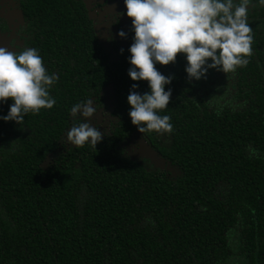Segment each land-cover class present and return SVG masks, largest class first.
I'll list each match as a JSON object with an SVG mask.
<instances>
[{"label":"trees","instance_id":"obj_1","mask_svg":"<svg viewBox=\"0 0 264 264\" xmlns=\"http://www.w3.org/2000/svg\"><path fill=\"white\" fill-rule=\"evenodd\" d=\"M22 9L53 22L59 84L52 108L25 114L20 127L10 121L0 144V264H264L260 13H248L252 53L234 72L208 69L188 82L182 55L155 65L173 75L160 110L173 131L141 132L150 167L122 152L137 131L127 115L129 86L147 90L127 76V49L111 61L84 15L62 0H24ZM108 84L118 118L111 135L43 163L71 105ZM145 146L173 172L143 156Z\"/></svg>","mask_w":264,"mask_h":264},{"label":"clouds","instance_id":"obj_2","mask_svg":"<svg viewBox=\"0 0 264 264\" xmlns=\"http://www.w3.org/2000/svg\"><path fill=\"white\" fill-rule=\"evenodd\" d=\"M122 4V13H110L107 18L121 14L130 18L126 73L131 81H146L147 85L141 93L136 91V83L130 84L125 97L127 115L139 133L165 134L171 133L173 126L160 110L169 102L172 90L165 85L173 75L162 74L155 65L174 63L177 54L182 55L188 82L201 79L208 69L225 74L246 65L252 53L249 7L264 6V0H122ZM116 36L125 38L127 32L118 29ZM123 51L118 49V53ZM57 79L56 73L46 70L35 47L17 50L0 45V103L11 101L0 121H12L20 127L25 114L52 108L56 101L49 88ZM97 112L112 119L93 98L73 103L68 109L73 122L63 133L62 143L76 147L87 144L95 149L106 135L101 124L89 122ZM249 154L255 155V150L249 147Z\"/></svg>","mask_w":264,"mask_h":264},{"label":"flooded vegetation","instance_id":"obj_3","mask_svg":"<svg viewBox=\"0 0 264 264\" xmlns=\"http://www.w3.org/2000/svg\"><path fill=\"white\" fill-rule=\"evenodd\" d=\"M22 1L24 0H11L10 2L7 1V3L4 4V0H0V45L17 50L22 47H35L38 50V54L42 58V63L46 70L49 73H56L59 77V65L58 60L55 57L56 53L54 52V50H56V46L54 45L56 34L54 33V30L52 28L54 27L53 22L44 15L31 17L29 13L27 14L22 9ZM89 1L91 0H62L63 4L72 8L77 16L84 15L88 22V25H90V28L92 27L96 42L99 47L104 53L109 55V59L111 61H116L119 59L121 53H118V49L126 50L128 45L131 43L132 35L131 31L129 30L130 18L125 17L123 14H121L117 18L115 17V15H112L111 19L107 18L110 13L123 12L122 0H92L93 7L89 4ZM4 10H8L7 15L3 14ZM255 12H259L261 15L260 23L262 24V27L260 26V35L264 39V6L249 7L248 13L255 14ZM115 18L116 22L113 23L115 21ZM259 19L260 18H257L258 21ZM108 23L110 24L109 33L107 30ZM118 29H124L127 32V36L125 38L117 37L116 32ZM109 34L112 38L110 40H106L104 37ZM118 43H120L121 46H117ZM106 45L110 46L111 51L107 52L105 48ZM260 52L264 56V44L261 45ZM58 84L59 80L57 79L55 85L49 88L50 95H53V90L57 88ZM91 98L94 99L97 107H101L105 112L110 113L112 116V119H109V117H103L99 112H97L89 118L90 123L101 124L102 129L106 134L102 137L101 140H105L106 137L111 135V125H116L118 122V118L114 113L116 96L113 85L108 84L107 86L102 88L97 96H93ZM8 102L9 100H5L4 103H0V115L6 113L4 107ZM65 116L66 117L62 122V126H64L62 128V132L59 134L58 148L54 153L46 157L43 162L45 164H48L52 160H56L61 158L62 156H65L67 151L76 148V146H70L62 143L63 133L68 127H70L71 123L73 122L68 112ZM10 133V121H0V144L3 139H5L4 137L6 135H10ZM141 134V132L139 133L138 131H136L131 135L128 143L125 144V147H131L132 154L130 152L125 153L130 157H134L135 155V157L139 161H142L144 165L153 167L150 164L149 160H141L143 142L141 141L142 147L140 150L132 146L134 145L133 143H131L133 137L139 136L141 139Z\"/></svg>","mask_w":264,"mask_h":264},{"label":"rangeland","instance_id":"obj_4","mask_svg":"<svg viewBox=\"0 0 264 264\" xmlns=\"http://www.w3.org/2000/svg\"><path fill=\"white\" fill-rule=\"evenodd\" d=\"M7 1L10 2L11 0H4V4L7 3ZM89 2H90L89 4L93 7V1L91 0V1H89ZM7 13H8V10H4L3 14L7 15ZM92 14H93V11H92ZM107 26H108L107 30H108V33H109V32H110V30H109L110 24L108 23ZM117 46H121V44L118 43ZM105 48H106L107 52L111 51L110 46L106 45ZM99 120H101V119H99ZM132 140H135V141H132ZM132 140H131V143L134 144V145H132V146H134V147H136V148H138V149L140 150L141 147H142V142H141L142 140L140 139V137H139V136L133 137ZM139 142H140V143H139ZM137 143L139 144V146H138ZM129 146H130V145H129ZM128 149L131 150V147H126V148H125V150H128ZM145 149H146V152H153L148 146H145ZM125 152H126V153H129V152H127V151H125ZM146 152H145V154H146ZM130 153L132 154V152H130ZM155 158H157V160L160 161V162H163L162 160H164V159L158 157L157 155H155ZM157 164H158V163H157ZM164 164H168V163L164 160L163 165H164ZM165 170H166V169H165ZM171 176H172V175H171Z\"/></svg>","mask_w":264,"mask_h":264},{"label":"water","instance_id":"obj_5","mask_svg":"<svg viewBox=\"0 0 264 264\" xmlns=\"http://www.w3.org/2000/svg\"><path fill=\"white\" fill-rule=\"evenodd\" d=\"M145 152L143 153V156L148 157L150 160H152L156 164L158 163L157 166H159L160 168H163V169H166V170H169V171H172L173 172V170H174L173 167H171L169 164H164L163 165L164 160H162L163 162H160V161L157 160V158H155V155L156 154H155L154 151L153 152H146V154H145Z\"/></svg>","mask_w":264,"mask_h":264}]
</instances>
